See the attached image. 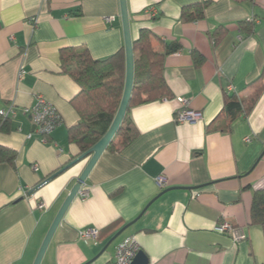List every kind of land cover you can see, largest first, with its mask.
<instances>
[{
  "label": "crops",
  "instance_id": "0c3cea01",
  "mask_svg": "<svg viewBox=\"0 0 264 264\" xmlns=\"http://www.w3.org/2000/svg\"><path fill=\"white\" fill-rule=\"evenodd\" d=\"M199 3H207L203 18L183 21L182 8ZM126 4L132 40L144 29L156 52L179 46L163 61L171 98L130 109L137 138L101 155L81 186L87 198L72 201L40 264H113L115 247L125 239L149 264H264L262 230L249 224L253 193L264 190V92L246 118L227 125L219 117L225 94L247 98L248 84L264 66V0ZM240 23H251L252 33ZM218 29L225 32L215 42ZM123 46L119 0H0V110L15 109L0 146L16 153L12 164H0V264H33L88 161L42 184L79 154L68 136L78 122L69 102L79 88L61 72L60 51L85 48L93 60H104ZM38 98L61 118L46 137L21 112ZM183 109L201 118L177 123ZM213 123L227 128L208 130ZM220 221L240 228L246 239L234 242L215 232ZM87 229L97 236L85 243L78 233Z\"/></svg>",
  "mask_w": 264,
  "mask_h": 264
},
{
  "label": "trees",
  "instance_id": "16d2710c",
  "mask_svg": "<svg viewBox=\"0 0 264 264\" xmlns=\"http://www.w3.org/2000/svg\"><path fill=\"white\" fill-rule=\"evenodd\" d=\"M206 5L199 3L182 8L181 19L186 22L202 19ZM239 26L244 33H252L251 23H240ZM224 32L218 29L212 34L215 42L223 37ZM151 39V34L143 29L132 40L134 80L131 98L125 117L106 149L108 151L119 152L137 138V130L129 116L132 107L171 98L163 76V61L166 55L177 52L179 46H164L165 52L159 53L153 50ZM193 58L197 64L202 62L199 55L193 54ZM59 61L61 72L68 75L79 88V92L69 102L78 116V122L68 129V136L69 141L77 146L80 156L107 133L116 115L124 88V49L104 60H93L85 48L63 49L59 53ZM248 86L252 92L245 99L225 94L219 117H225L227 125L239 117L246 118L264 92V66L259 76ZM226 128L225 124L213 123L208 130L224 131ZM9 131V120L0 117V132L7 134ZM15 156L13 150L0 146V164H12ZM249 224L260 227L264 238V190L253 193Z\"/></svg>",
  "mask_w": 264,
  "mask_h": 264
},
{
  "label": "water",
  "instance_id": "95a60500",
  "mask_svg": "<svg viewBox=\"0 0 264 264\" xmlns=\"http://www.w3.org/2000/svg\"><path fill=\"white\" fill-rule=\"evenodd\" d=\"M120 5V19H121V26L123 31V37H124V55H125V78H124V88L123 93L121 97V101L118 107V110L116 112V115L107 131V133L88 151L81 154L80 156L73 159L71 162L63 166L61 169H59L57 172L49 176L42 184L47 183L57 177L58 175L64 173L74 165L78 164L81 161H84L88 159L87 164L79 177L76 180V183L71 188L70 192L68 193L67 197L63 201L62 205L60 206L55 218L53 219L52 224L50 225L42 243L41 246L37 252V255L34 259L33 264H40L45 252L58 228L60 225L63 216L65 215L67 209L69 208L72 201L77 196L81 186L85 183L89 173L91 172L92 168L98 161V159L101 157V155L106 151L107 147L111 143L113 137L117 133L125 114L129 107V102L131 98L132 88H133V80H134V57H133V50H132V38H131V32H130V25H129V17H128V11H127V4L126 0H119ZM39 186H37L35 189H37ZM164 192L158 195L161 196ZM134 221L130 224H127L124 228H122L119 232H117L106 244V249L111 243H113L124 230L129 228ZM130 264H149L148 258L145 256V254L142 251H138L131 261Z\"/></svg>",
  "mask_w": 264,
  "mask_h": 264
},
{
  "label": "built area",
  "instance_id": "2783aa9c",
  "mask_svg": "<svg viewBox=\"0 0 264 264\" xmlns=\"http://www.w3.org/2000/svg\"><path fill=\"white\" fill-rule=\"evenodd\" d=\"M147 11L151 17L156 15V11L153 8H149ZM111 19L112 18H109L108 21H112ZM180 104L185 107L186 102L180 100ZM21 112L23 115H27L31 118L36 131L44 137L51 134L61 123V118L56 110L42 98H38L37 103L33 107L25 108ZM14 114L15 109L13 106H9L5 110H0V117L2 119H9ZM200 118L201 114L199 112L183 109L177 112L175 121L177 123H190L195 122ZM245 141L249 142L250 139L247 138ZM158 183L162 186L164 179L159 178ZM77 195L82 199H85L88 196L87 192L81 188ZM38 209L44 210L45 208L40 204ZM214 230L219 234L228 235L234 242L246 239L244 232L240 228H234L224 221H220L215 226ZM96 236L97 232L92 229H87L78 233L79 240L85 243L89 240L95 239ZM137 252L138 250L134 242L131 239H125L115 247L113 264H130Z\"/></svg>",
  "mask_w": 264,
  "mask_h": 264
}]
</instances>
